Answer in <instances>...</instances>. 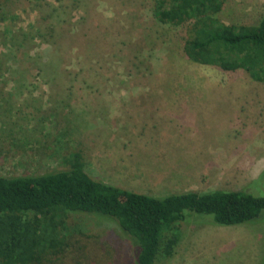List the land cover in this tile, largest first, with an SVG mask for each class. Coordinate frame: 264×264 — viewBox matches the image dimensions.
Returning <instances> with one entry per match:
<instances>
[{
  "label": "rangeland",
  "instance_id": "rangeland-1",
  "mask_svg": "<svg viewBox=\"0 0 264 264\" xmlns=\"http://www.w3.org/2000/svg\"><path fill=\"white\" fill-rule=\"evenodd\" d=\"M263 13L224 0L215 17ZM187 29L158 23L153 0H0V176L68 169L77 152L89 177L136 193L252 181L264 195V76L191 62ZM191 216L153 264H264V210L228 226ZM66 226L52 264H134L112 219L73 212Z\"/></svg>",
  "mask_w": 264,
  "mask_h": 264
},
{
  "label": "trees",
  "instance_id": "trees-1",
  "mask_svg": "<svg viewBox=\"0 0 264 264\" xmlns=\"http://www.w3.org/2000/svg\"><path fill=\"white\" fill-rule=\"evenodd\" d=\"M223 1L153 0V15L162 25H188L183 52L191 62L240 68L260 80L264 13L256 26L226 25L215 17ZM70 157L68 169L0 176V264H52L66 246V219L73 212L112 219L130 240L134 264H153L157 255L170 254L179 224L191 215H209L210 223L228 226L264 210V195L252 194V181L233 190L146 195L94 180L79 153Z\"/></svg>",
  "mask_w": 264,
  "mask_h": 264
}]
</instances>
